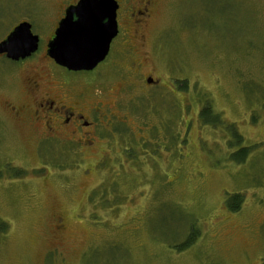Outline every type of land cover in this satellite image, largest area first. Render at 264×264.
I'll return each mask as SVG.
<instances>
[{
  "label": "rangeland",
  "instance_id": "rangeland-1",
  "mask_svg": "<svg viewBox=\"0 0 264 264\" xmlns=\"http://www.w3.org/2000/svg\"><path fill=\"white\" fill-rule=\"evenodd\" d=\"M61 5L0 0V43L30 23L24 67L102 80L124 123L77 156L38 150L6 108L24 102L23 67L0 57V264H263L264 0H158L138 55L149 90L123 83L117 47L91 73L50 63Z\"/></svg>",
  "mask_w": 264,
  "mask_h": 264
},
{
  "label": "flooded vegetation",
  "instance_id": "flooded-vegetation-1",
  "mask_svg": "<svg viewBox=\"0 0 264 264\" xmlns=\"http://www.w3.org/2000/svg\"><path fill=\"white\" fill-rule=\"evenodd\" d=\"M80 1L62 0L55 32L66 17L67 10L76 6ZM115 1L118 4L116 18L118 35L111 43L109 55L117 47V54L126 57L131 63L130 69L126 70L128 73L121 75L124 84L134 79L141 84L144 90L153 89L158 86V81L153 78L151 73L147 74L142 71L145 62L138 55L140 56L141 53V57L144 56L141 50L142 44L145 42L144 29L152 17L154 6L158 0ZM55 32L52 39L55 37ZM45 52L47 56V49ZM34 56L35 54L19 62L7 59L6 55L0 57L23 67L24 102L9 103L6 108L16 122L37 128L41 138L38 142V150L41 145L47 146L56 142L59 153L60 151L65 154L69 152L77 156L80 150L84 151L94 146L95 137L101 128L112 129L114 126L124 123V119L118 117L116 113V111L119 112L122 101L115 102L116 110L112 109L109 103V90L106 86L102 87V83H100L103 82L102 80L74 82L50 72L51 75L47 76L48 84H46L44 78L34 74L35 67H24ZM47 60L57 65L48 56ZM121 85L123 86V84ZM11 95L16 100L20 99L18 92ZM61 224L60 220L57 225L58 229L62 227Z\"/></svg>",
  "mask_w": 264,
  "mask_h": 264
},
{
  "label": "water",
  "instance_id": "water-1",
  "mask_svg": "<svg viewBox=\"0 0 264 264\" xmlns=\"http://www.w3.org/2000/svg\"><path fill=\"white\" fill-rule=\"evenodd\" d=\"M117 10L115 0H81L67 10L47 45V56L70 72L94 71L106 60L118 35ZM39 47V37L24 22L0 43V56L19 62L36 54Z\"/></svg>",
  "mask_w": 264,
  "mask_h": 264
},
{
  "label": "trees",
  "instance_id": "trees-1",
  "mask_svg": "<svg viewBox=\"0 0 264 264\" xmlns=\"http://www.w3.org/2000/svg\"><path fill=\"white\" fill-rule=\"evenodd\" d=\"M206 114V113H205ZM244 153H245V147H243V148H241L238 152H237V154H236V156H242V155H244ZM232 200L233 201H235L237 204L236 205H232L231 207H230V209H231V211H233V212H236V211H238L240 208H241V206H240V204H241V202H242V195L241 194H236V195H234L233 197H232ZM264 264V263H263Z\"/></svg>",
  "mask_w": 264,
  "mask_h": 264
}]
</instances>
